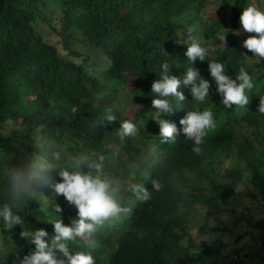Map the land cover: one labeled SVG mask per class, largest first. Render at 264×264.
Wrapping results in <instances>:
<instances>
[{
    "label": "trees",
    "instance_id": "trees-1",
    "mask_svg": "<svg viewBox=\"0 0 264 264\" xmlns=\"http://www.w3.org/2000/svg\"><path fill=\"white\" fill-rule=\"evenodd\" d=\"M220 1L0 0V264H264V1Z\"/></svg>",
    "mask_w": 264,
    "mask_h": 264
},
{
    "label": "rangeland",
    "instance_id": "rangeland-1",
    "mask_svg": "<svg viewBox=\"0 0 264 264\" xmlns=\"http://www.w3.org/2000/svg\"><path fill=\"white\" fill-rule=\"evenodd\" d=\"M264 0H251L250 7L258 12L261 9V6L263 5ZM221 1L220 0H203V11H202V18L200 20L194 19L192 12H188L186 18V21L192 22L198 21V23H204L209 19L211 15L214 14L215 10L220 6ZM216 17L212 16V20H215ZM201 23V24H202ZM208 23V22H207ZM184 33V31L181 30V33ZM245 32L246 29L242 28L240 31L241 39L245 38ZM188 38V37H187ZM202 38V37H201ZM199 38V39H201ZM52 41H56V36H51ZM197 39L196 41L198 44L201 43V41ZM223 48V45H219L217 47L218 51H221ZM251 53H255L251 51ZM260 53L258 54H249V62L253 65L258 63V59L260 58ZM120 92L123 95H128L130 92L129 86H123L119 85L117 86ZM139 94H136L138 96ZM221 117L219 118V122L215 121L213 119V131L215 130H222L224 125V119L223 114H220ZM196 121L198 124L202 123L201 116H196ZM234 187L237 191V195L228 203V205L220 208V209H208L205 206L197 205L195 209V219L192 224V233L196 241H199L201 238V234L198 230L199 226L202 224H210L214 225L217 222H221L229 229V231H223L218 234L220 238H223L224 240L228 241L231 246H243L244 244L248 243L249 236L246 238H240L241 235L244 234L246 230H248V221L246 220L247 216H259L261 213V210H259V206L257 207V203L249 196L250 191H254L252 189L251 182L247 176V173L244 174L243 179L240 181H233ZM264 216V214L262 213ZM221 226V224H220ZM208 239V238H207ZM230 249L223 252V255H226L230 253ZM231 257H234V255H227L224 257H216V258H210L207 260L206 264H227L229 259Z\"/></svg>",
    "mask_w": 264,
    "mask_h": 264
},
{
    "label": "clouds",
    "instance_id": "clouds-1",
    "mask_svg": "<svg viewBox=\"0 0 264 264\" xmlns=\"http://www.w3.org/2000/svg\"><path fill=\"white\" fill-rule=\"evenodd\" d=\"M264 203V200L262 201V203L261 204H263Z\"/></svg>",
    "mask_w": 264,
    "mask_h": 264
}]
</instances>
